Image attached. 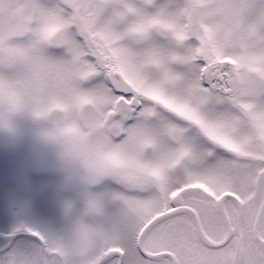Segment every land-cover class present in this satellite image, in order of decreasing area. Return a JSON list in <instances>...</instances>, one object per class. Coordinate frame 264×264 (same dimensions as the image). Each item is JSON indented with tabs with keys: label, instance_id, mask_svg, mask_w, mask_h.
<instances>
[{
	"label": "snow or ice",
	"instance_id": "1",
	"mask_svg": "<svg viewBox=\"0 0 264 264\" xmlns=\"http://www.w3.org/2000/svg\"><path fill=\"white\" fill-rule=\"evenodd\" d=\"M5 39L34 49L30 85L95 95L120 157L155 131L193 161L157 180L93 158L87 223H18L0 264H264V0H0Z\"/></svg>",
	"mask_w": 264,
	"mask_h": 264
},
{
	"label": "clouds",
	"instance_id": "2",
	"mask_svg": "<svg viewBox=\"0 0 264 264\" xmlns=\"http://www.w3.org/2000/svg\"><path fill=\"white\" fill-rule=\"evenodd\" d=\"M60 29L53 33L55 36ZM37 57L31 45H18L5 39L0 43V123L6 122L10 113L30 115L47 126L49 139L60 149L63 158L89 172L93 158L118 167H131L159 179L160 166L166 164L177 171L193 161L191 150L168 149L155 131L142 135L133 151L120 157L111 146L101 144L98 131L103 127L102 113L95 95L72 87H61L55 78L50 83L30 85ZM44 112L42 118L34 116L35 111ZM94 215L93 206L87 200L80 210L63 220L88 218Z\"/></svg>",
	"mask_w": 264,
	"mask_h": 264
},
{
	"label": "rangeland",
	"instance_id": "3",
	"mask_svg": "<svg viewBox=\"0 0 264 264\" xmlns=\"http://www.w3.org/2000/svg\"><path fill=\"white\" fill-rule=\"evenodd\" d=\"M108 183L88 185L84 171L49 139L44 122L24 114L0 123V222L58 225L66 209H82L87 194L107 191Z\"/></svg>",
	"mask_w": 264,
	"mask_h": 264
},
{
	"label": "flooded vegetation",
	"instance_id": "4",
	"mask_svg": "<svg viewBox=\"0 0 264 264\" xmlns=\"http://www.w3.org/2000/svg\"><path fill=\"white\" fill-rule=\"evenodd\" d=\"M29 221L28 218H24V219H21L19 221H14V220H8L7 222H5V226H6V231L4 230H0V238H3L7 235L8 232H11L12 229L18 224V223H21V222H27Z\"/></svg>",
	"mask_w": 264,
	"mask_h": 264
}]
</instances>
